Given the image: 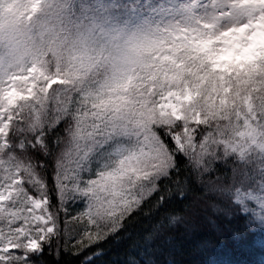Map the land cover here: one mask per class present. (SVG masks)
Instances as JSON below:
<instances>
[{"label": "snow or ice", "instance_id": "snow-or-ice-1", "mask_svg": "<svg viewBox=\"0 0 264 264\" xmlns=\"http://www.w3.org/2000/svg\"><path fill=\"white\" fill-rule=\"evenodd\" d=\"M236 2L161 6L167 22L135 31L161 38L96 83L93 74L116 60L119 38L133 32L109 27L100 11L73 18V0H27L30 27L44 46L67 51L79 70L48 65L39 49L27 58L0 57V264H54L53 257L60 264L65 253L79 256L126 231L142 206L165 203L169 182L183 191L179 156L185 169L209 173V154L217 155L212 149L221 138L220 155L232 154L215 163L235 165L232 196L257 198L242 165L246 144L256 147L264 131L249 122L226 135L215 114L195 107L206 87L211 103L217 79L212 55L201 54L195 37L214 31L227 4ZM199 7L210 14L197 28L176 20ZM217 100L228 103L227 96ZM102 252L86 253L83 264H94ZM151 257L145 247L129 264H155Z\"/></svg>", "mask_w": 264, "mask_h": 264}, {"label": "trees", "instance_id": "trees-1", "mask_svg": "<svg viewBox=\"0 0 264 264\" xmlns=\"http://www.w3.org/2000/svg\"><path fill=\"white\" fill-rule=\"evenodd\" d=\"M82 2L76 0L75 8H79ZM101 2L87 0L89 10L98 8L104 11L100 7ZM131 2L135 0H106V12L117 21H130L133 14ZM260 59L264 60V57ZM255 63V60H251L241 70L235 66L224 73L215 70L216 83L210 87L217 96L222 95L224 87L229 89L226 95L228 103L220 111L208 109V87L204 89L205 97L199 100L206 101L208 110H203L205 113L216 115L218 128L227 126L226 134L234 129V109L243 103L247 93L263 104L260 110L264 114V85L247 74V66ZM217 96H212L211 103L221 105ZM212 151L217 155L213 157L209 154V173L200 174L185 169L184 158L179 156L182 192L177 190L175 183L169 182L171 192L166 194L165 203L153 207L142 206L143 212L128 225L126 231L121 229L115 236L92 245L79 256L65 253L60 264H83L84 255L96 251L98 247L103 252L94 258V264H129L130 258H140L145 247L151 251L155 264H264V245L256 241L257 231L228 192L233 189L231 183L235 178V165L215 163V160H225L226 155L232 153L227 150L226 155H220L224 152L223 138L221 144L213 146ZM246 159L248 163L242 165L244 173L251 177L256 187L257 182L264 178V157L252 153ZM221 176L226 178V184L219 180ZM160 183L163 186L165 181ZM214 183L218 184L219 193L214 190ZM159 195L160 192L155 193L152 199ZM52 260L55 264L54 257Z\"/></svg>", "mask_w": 264, "mask_h": 264}, {"label": "clouds", "instance_id": "clouds-1", "mask_svg": "<svg viewBox=\"0 0 264 264\" xmlns=\"http://www.w3.org/2000/svg\"><path fill=\"white\" fill-rule=\"evenodd\" d=\"M29 5L27 0H0V57H30L39 49L42 51L48 65H59L65 73H74L79 69L75 67L73 59L67 51L60 52L51 46H44L42 37L38 31L30 27V18L27 15ZM202 18H208L207 15ZM237 23L252 24L249 29V43L245 49L244 58L255 60V65L247 66V74H251L254 80L264 85V60L258 50L262 36H264V4H253L251 0H237L236 3H228L223 12V22L212 32L211 38L216 41L217 48L222 47L221 37H227ZM159 35L133 32L123 35L118 40L116 60L102 70L94 73V81L101 83L105 78L119 74V70L125 67L123 61L138 57L143 46L156 43ZM256 49L255 56L247 53ZM206 101H197V106L207 111ZM223 126L222 129H226ZM222 184H226V178H219Z\"/></svg>", "mask_w": 264, "mask_h": 264}, {"label": "rangeland", "instance_id": "rangeland-1", "mask_svg": "<svg viewBox=\"0 0 264 264\" xmlns=\"http://www.w3.org/2000/svg\"><path fill=\"white\" fill-rule=\"evenodd\" d=\"M182 3H197V0H181ZM208 0H199L201 5L207 4ZM253 4H264V0H251ZM76 0H73V6L71 9V15L73 18L86 19L90 18L97 14L99 9L89 10L87 5V0H83L79 8H75ZM177 3V0H141L140 6H146L148 8L146 12L138 13L139 0L131 2L132 4V19L128 22H124L121 19L119 21L113 19L109 12L100 11L102 16H106L109 27H126L129 32H135L140 29H144L149 25L159 23L164 21V15H161L159 9L161 6L166 8L174 7ZM210 13H205L203 7H199L195 10L194 13H188L184 17H176V20H179L182 25H186L190 28H197L199 22L204 18L202 16L209 15ZM172 20V17L168 18ZM167 22V21H164ZM175 22V21H173ZM239 26L232 29L231 32L227 33V37H221L222 47L217 48L216 41L211 38L212 30L206 29L203 33V36H196L195 40L199 41L196 47L201 51L203 55H212L211 63L215 66V70L221 73L228 72L235 67L237 70L244 68L245 64L249 60L244 58L245 49L249 43V29L252 27V24L237 23ZM262 56H264V36L261 38L260 46L258 49ZM256 49L250 50L247 55L255 56ZM228 91H225V90ZM214 91V90H213ZM229 93L228 87H224L222 95L219 97H224ZM217 96V94L215 95ZM239 99V98H238ZM263 104L259 101H255L253 96L250 93H247L243 103L239 106L237 105L234 109L235 118L233 123H235L234 129L236 131H242L244 126L247 123H251L254 126L258 127V131H264V114L260 110ZM199 109L198 106L195 105ZM221 107L224 105H219L215 102L210 103L208 109L210 111H220ZM233 125V124H232ZM231 130L226 134L230 135ZM259 140V143L256 147H251L250 144H246L245 151L246 157L252 153L260 154L264 157V149L259 147L260 143H264V139L256 137ZM231 151V149H228ZM264 169V166H263ZM256 188L258 191L254 192L257 198L254 200L251 197L247 198L243 202H238L235 200L233 193L234 189L229 191L234 201L239 204L242 208L243 213L247 216L248 221L252 224L257 230L260 231V234L257 236V241L261 244H264V178L257 182ZM251 190V189H250Z\"/></svg>", "mask_w": 264, "mask_h": 264}]
</instances>
